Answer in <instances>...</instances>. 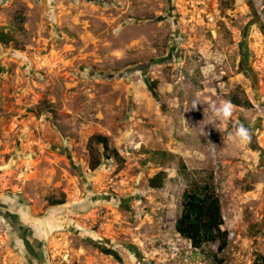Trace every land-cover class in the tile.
Returning <instances> with one entry per match:
<instances>
[{
	"label": "rangeland",
	"instance_id": "374dc122",
	"mask_svg": "<svg viewBox=\"0 0 264 264\" xmlns=\"http://www.w3.org/2000/svg\"><path fill=\"white\" fill-rule=\"evenodd\" d=\"M0 30V264L264 255V0H0ZM97 132L123 161L91 152ZM205 182L219 263L175 229Z\"/></svg>",
	"mask_w": 264,
	"mask_h": 264
},
{
	"label": "trees",
	"instance_id": "16d2710c",
	"mask_svg": "<svg viewBox=\"0 0 264 264\" xmlns=\"http://www.w3.org/2000/svg\"><path fill=\"white\" fill-rule=\"evenodd\" d=\"M0 40L8 42L7 34L0 30ZM230 101L248 106L250 102L247 98H230ZM101 145L105 158L115 157L123 161L119 151L113 145L108 135L104 133H94L89 138V147L94 153V145ZM99 158L95 157L91 162V168H96L100 164ZM164 172L159 171L149 178V185L153 188L163 186ZM60 199L52 201L55 203H63ZM224 217L222 214L221 200L212 187L210 182L195 183L194 186L185 188L181 197V211L175 220L176 231L187 241L191 243L195 250H204L206 246L217 244V251L212 255L215 262H222L223 259L217 256L218 252H222L229 242V232L222 226ZM252 264H264V255L259 252Z\"/></svg>",
	"mask_w": 264,
	"mask_h": 264
},
{
	"label": "flooded vegetation",
	"instance_id": "af4514ba",
	"mask_svg": "<svg viewBox=\"0 0 264 264\" xmlns=\"http://www.w3.org/2000/svg\"><path fill=\"white\" fill-rule=\"evenodd\" d=\"M19 228H20V227H19ZM22 235H23V237H21V238H24V239H25V237H28L29 233H28V234H27V233H26V234L24 233V234H22ZM24 235H26V236L24 237ZM26 241H27V240H26ZM24 244L27 246L28 242H25ZM40 253H41V252H40Z\"/></svg>",
	"mask_w": 264,
	"mask_h": 264
}]
</instances>
